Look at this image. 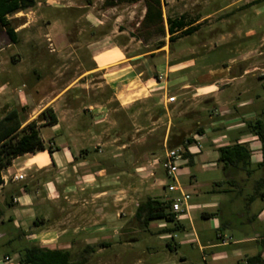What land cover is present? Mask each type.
Masks as SVG:
<instances>
[{"label":"crops","instance_id":"0c3cea01","mask_svg":"<svg viewBox=\"0 0 264 264\" xmlns=\"http://www.w3.org/2000/svg\"><path fill=\"white\" fill-rule=\"evenodd\" d=\"M259 1L261 0H231L215 12H203L210 0H162L163 16L166 23L168 16L184 15L188 24L183 29L198 26L200 29L193 34H200L205 25L211 24L213 16L220 13L217 19L230 26L228 33L222 35L221 41L225 45H240L258 34L254 29H248L244 33L242 25H233L229 17L236 10L242 11ZM115 7L97 12L96 16L91 10L76 13V39L65 41L61 65L55 67L53 64L56 68L54 80L72 67V74L66 78L61 88L7 93L5 105L8 107L5 112L0 110V118L7 112L16 110L23 127L35 120L46 108H52L57 122L41 127L42 139L47 147L54 145L53 152L44 150L26 153L3 170L8 174L9 180L0 186V197L2 194L6 195V192L10 193L7 198L5 196V201L11 206V211L7 215L0 209V224L10 221L17 233L0 235V246L23 237L30 245L66 249L73 253V248L79 244L65 238L86 239L82 241L85 242L82 249L87 245H98L100 243L94 242V239H98L101 233L103 236L110 229H122V226H109L107 221L110 215L113 218L122 217L127 209L135 206L132 218L138 204L148 197L167 201L179 196V190L168 189L173 183L168 181L166 170L162 174L157 172L158 166L162 167L161 162L165 156H158L156 150L161 147L165 149L166 155L170 136L184 134L193 135L195 143H200V147L193 143L188 149L193 156V164L202 162L207 171L219 167V147L239 142L248 144L251 149V165L234 168L229 174L224 171L225 178L203 183L206 189L211 191L215 188L218 191L211 192L208 201L201 200L199 195L197 200H192L191 196L187 211L177 217L184 229H187L186 222L190 225V231L185 234L186 239L180 243L196 242L204 264H233L229 253L220 250L231 242L224 245L220 241L232 237L226 234L225 229L232 226L231 218L234 215L229 200L224 196L227 192L223 190L239 192L243 197V191L247 188L249 191L261 190L264 193L263 144L248 124L251 121H261L264 126V100L254 89L243 87L250 75L252 78L264 77V62L256 60L251 50H247L248 46L246 52L232 59V62L239 65L237 71H234L232 64H224L215 73L218 76L216 80L203 86H195L185 76L172 77L193 64V60L180 58L174 47V43L187 36L172 42L171 49L170 41H166L170 36L168 32L151 44L142 37L137 39L133 35L127 38L128 32L122 27L121 15H111V9ZM69 8L71 7L65 5L63 7ZM167 8L171 10L168 15ZM228 9L232 10L222 14ZM146 11L145 6L141 22ZM29 24L30 21H26L19 25V29L27 28ZM83 37H86V43L81 42ZM160 41L164 42L158 46ZM84 46L91 56V65L86 68L80 61L75 64L76 59H72L73 54ZM263 48L264 33L255 46L258 55H263ZM161 54L160 63L151 61ZM258 71H261L260 75H256ZM159 76L162 78L159 79ZM173 95L176 96V101L168 103L167 98ZM196 98H208L214 104L209 110L212 121L209 127L198 121L199 114L189 118L182 115L187 112L185 109H178L180 102ZM190 123H196V128L188 133L184 127ZM131 126L135 128L129 130ZM115 128L118 132L110 136L108 130ZM134 131H145L139 137L143 148L130 151L129 165L135 168L128 173L127 182L117 179L115 173L110 174L101 166L100 160L92 158L90 154L93 150L100 153L105 148L114 147L117 158L123 157L122 151L132 148L133 141L122 140ZM108 136L111 138L105 140ZM120 141L122 144L117 145ZM186 163H189V158L184 159L180 166ZM16 173H23L24 179L13 180ZM136 175L137 181L134 180ZM183 177L180 170L176 176L177 183L190 195V190L197 191L201 187L193 179L189 185L184 184ZM217 182L221 183L218 188L215 186ZM255 192L247 193L248 198H243V207L252 211L251 204L254 200L251 201L250 197ZM262 211L264 206L257 212H252L249 220L259 219ZM208 214L214 215L206 217ZM200 218L210 219L211 223L202 225L198 221ZM260 220L264 221V216ZM167 226L170 225L166 222H153L151 231L156 233ZM206 229L214 232L216 241L206 238V233H202ZM171 236V233L160 235L161 238ZM174 237L166 244L170 243L172 248L177 249L181 244ZM35 239L40 243L34 242ZM262 239L264 232L256 236L244 234L235 243L246 245L255 242L261 248L258 249L259 252L263 249ZM22 249L14 250L17 256ZM96 252L97 250L94 253ZM249 255L254 254H248L242 249L233 253L237 264H244ZM5 257L13 259L6 252L0 257V264ZM186 259L183 255L180 263L167 260L162 264H184Z\"/></svg>","mask_w":264,"mask_h":264},{"label":"rangeland","instance_id":"374dc122","mask_svg":"<svg viewBox=\"0 0 264 264\" xmlns=\"http://www.w3.org/2000/svg\"><path fill=\"white\" fill-rule=\"evenodd\" d=\"M104 1L105 0H37L34 8L20 11L9 17L19 35L17 43L11 41L5 29L0 25V110L4 112L7 110L8 106L5 105L7 93L17 92L18 90L28 93L31 89H44L47 91L49 89L61 88L66 78L72 74V67L67 70L63 76L56 78V80H54L53 77L56 71L55 67L61 65L60 58L64 55L63 48L66 46L65 41L76 39V17L78 16L76 13L91 10L94 13L93 15L96 16L97 12L101 13L102 10L105 11L107 8H111L110 6H105ZM230 2L231 0H210V4L205 7L203 12H215ZM64 5L71 8L63 9ZM144 7L145 2L143 0L137 3H122L116 5L114 9H111V15L114 17L115 15H121L122 27L127 29L128 32L127 38L134 35L137 39L142 37L151 44L154 40L162 36L158 32H151V34H148L145 28L141 26L140 22ZM235 8L236 7H234V9ZM231 10L232 9H228L222 12V14ZM170 12V8H167V15ZM219 16L220 13L214 15L211 19V24L205 25L200 34L196 33L184 37L181 41L174 43V47L177 54L180 55V58L183 60H193V64L184 71L174 74L172 77H177V75L185 76L195 86H203L213 82L218 77L215 73H218L219 70L223 68L224 64H232L234 71L238 70L239 65L232 62V59L239 57L242 52H246L245 50L248 46L247 50H251L253 57L258 61L264 62V53L263 55H258L255 49L261 35L264 33V0L242 11L236 10L234 14L230 15L229 21L233 22V25L236 23L242 25L244 33L248 29H254L258 34L252 39L241 42L240 45H225L224 42L221 41L222 35L228 33L230 26L226 22L218 20L217 18ZM26 21H30L29 26L24 29H19V25ZM86 40V37H83L81 42L86 43ZM166 41H170L169 37L166 38ZM261 51L264 52V48ZM192 53L194 54L192 55ZM90 58L89 51L86 50L85 46L72 56V59H76L74 63L77 64V61H80L84 68L91 65ZM151 61L156 64L160 63L162 61V54L158 55L156 59L152 58ZM53 64L55 67H53ZM260 74L261 71L256 73V75ZM243 87L254 89L261 95L262 100H264V77L252 78L250 75ZM2 95H5V97H2ZM33 95L35 94L33 93ZM213 106L214 104L209 102L208 98H196L180 102L178 109L181 111L185 109L187 112L182 115L188 116L189 118L197 117L199 114L200 117L198 121L203 126L209 127L212 123L209 110ZM195 124L190 123L186 125V127H184L185 131L188 133L194 131L196 128ZM131 128L134 129L135 127L131 126L129 130ZM115 129L108 130V134L114 136L118 132V129ZM144 132L145 131L137 133H135V131L131 132L127 135L128 137L126 136L127 138L125 137L122 140L124 142H127V140L130 141V139L133 141L132 148L122 151L121 155H123V157L117 158L114 147L105 148L106 146H104L105 149L100 153L94 150L91 151L90 156L92 158H98L101 162V166L105 167L110 174L115 173L117 179H123L128 182V173L135 168L129 165L130 151L132 149L139 150L143 148V145L139 142V137ZM110 136L104 139L107 140L111 138ZM122 141L117 142V145L122 144ZM50 146L53 148L54 145L50 144ZM156 151L158 156H165V149L159 147ZM217 163L219 167L210 171L204 170L202 162H197L196 165L186 163L180 166L178 173L180 170L183 172L184 184L189 185L192 179L194 183L198 182L201 184V187H199L197 191L190 190L192 200H197L199 195L201 200L206 199V201H208L212 194H210L211 191L209 189L204 187L203 183L212 179L218 180L225 178L226 174L224 173L222 164L218 161ZM158 167L159 170H157V172L162 174L164 172V167ZM167 179L169 182L174 183L173 178L167 177ZM134 180H138L137 175ZM223 191L227 192L224 196L229 200L234 215L231 218L232 226L225 229L226 234L232 236L230 239L231 242L228 246L221 247L220 250L227 251L231 257L230 262L237 264V258L233 257L235 250L242 249V251L244 250V252H248V254H256L258 253V249H261L255 242L240 245L236 244L235 241L244 234L256 236L264 232V221L260 220V218L264 216L262 215L264 211H262V214L259 213L261 214L259 219L257 218L250 221V218L249 220V215H251L252 212H257L261 206H264V201L262 197H256L251 204L253 207L252 211L243 207V198H248L246 194L255 191H249L248 188L245 189L243 191L244 197L239 192L233 193L227 190ZM6 193V195L2 194L0 197V209L8 215L11 211V206L6 204L5 196L7 198L10 193ZM116 210H118V208ZM134 210L135 206L130 207L125 211L126 213L122 217L113 218V216L110 215L109 221H107L109 226H113L114 228L120 226H122V228L126 227L129 225ZM208 210L210 209L208 208ZM198 221L205 226L211 223L210 219L201 220L200 218ZM160 222L166 221H156L158 224H160ZM166 223L173 225L172 223ZM186 226L187 229L178 230L172 234V236H175L176 242L180 243L182 240L186 239L185 234L190 231L188 222H186ZM16 233L17 231L10 221L0 224V235L4 236L6 234L11 235ZM202 233H206V238H212L213 241L217 240L214 232H211V230L206 229V231ZM160 235L163 234H150L149 232H142L136 228H134L131 233H127V231L124 232L122 229H110L108 232H104L103 236L101 233L98 239H94L96 243L105 242L107 245L103 247L98 246L97 252L90 257L87 264H162L163 261L167 260L169 262L174 261L180 263L183 255L187 257L184 264H204L203 256L198 250V244L196 242H183L182 244L180 243L181 245L178 246L177 249L172 248V250H170L166 242L168 240L172 241V236L171 238H161ZM135 236L139 238L127 242V238H133ZM65 240H74L79 244L77 247L73 248V255L76 257L81 252L82 245H85V242L82 241L86 239L80 237L65 238ZM36 241L35 239L34 242ZM36 243H40V241ZM29 245L30 244L25 238L17 237L9 244L0 246V257H2L4 253L9 252L13 258L10 260L2 259L1 264H21L19 259L20 252L17 256L14 250L25 248ZM206 253H208V251H206Z\"/></svg>","mask_w":264,"mask_h":264},{"label":"trees","instance_id":"16d2710c","mask_svg":"<svg viewBox=\"0 0 264 264\" xmlns=\"http://www.w3.org/2000/svg\"><path fill=\"white\" fill-rule=\"evenodd\" d=\"M139 1L141 0H105L104 4L105 6L113 7L122 3L130 4ZM143 1L145 2L147 11L141 22V26L145 28L148 34H151V32H158L163 37L166 35V32H168L170 34L169 40L172 43L178 38L191 35L200 29L198 26L183 29L188 24L186 16L184 15L175 17L168 16L167 22L165 23L162 0ZM36 3L37 0H0V25L5 29L13 43L18 42L19 35L9 17L20 11L34 8ZM163 42L164 41L158 42V46H161ZM56 122L57 116L52 108H46L35 120L23 127L19 120V113L16 110H11L0 118V186L3 183L2 171L12 165L16 158L26 153H37L44 150L53 152V148L51 146L47 147L42 139L41 127L52 125ZM248 124L250 130L262 141L264 152L263 123L261 121H251ZM192 136L193 135L185 136L184 134H180L170 136L168 140L169 148L179 146L184 148L182 156L184 158H189L188 164H193V156L188 149L191 144L195 143ZM218 151V162L222 164L226 174L231 173L234 168H246L251 165V149L246 143L235 142L224 145L219 147ZM220 184V182H217L215 186H220ZM216 191L218 190L215 188L211 190V192ZM258 196L264 198V193L258 190L250 197V200L253 201ZM213 215L214 214H208L205 216L210 217ZM158 220H163L173 225L162 227L156 233L152 232L151 224ZM134 228L142 232L153 234H173L175 231L183 230L184 226L179 222L176 213L172 210V200L166 201L159 198L148 197L138 204L129 225L123 227L122 230L131 233ZM138 238V236L127 238V242L137 240ZM106 245L105 243L87 245L76 257L70 250L30 245L20 251L19 259L21 264H87L92 254L97 250V247ZM167 246L172 250L170 243L167 244ZM262 246V251L247 256L244 264H264V239H262Z\"/></svg>","mask_w":264,"mask_h":264},{"label":"built area","instance_id":"2783aa9c","mask_svg":"<svg viewBox=\"0 0 264 264\" xmlns=\"http://www.w3.org/2000/svg\"><path fill=\"white\" fill-rule=\"evenodd\" d=\"M162 76H159V79H161ZM176 101V96H169L167 98V102L168 103H172ZM197 145V147H200V143L196 142L195 143ZM184 151V148L182 146L179 147H175V148H167L166 150V155L164 157V159L162 160V166L164 167V169L166 170L167 174L169 177L174 179V183L168 186V189L170 191H175V190H179L180 194L179 196L175 197L174 199H172V210L173 212L176 213L177 217H180L181 215H183L188 207H189V199L191 197V195L187 192H185L183 190V188L177 183V173L178 170L180 168V165L182 162H184V158L182 156V152ZM25 175L23 173H16L13 176V180H22L24 179ZM2 179H3V183L1 186H3L5 183L8 182L9 177L8 174L5 173V171H2ZM231 238H223L222 239V244H228ZM5 260H10L9 257H5Z\"/></svg>","mask_w":264,"mask_h":264}]
</instances>
